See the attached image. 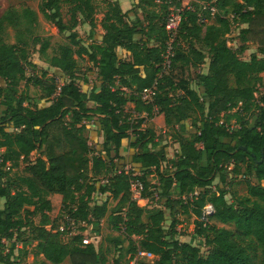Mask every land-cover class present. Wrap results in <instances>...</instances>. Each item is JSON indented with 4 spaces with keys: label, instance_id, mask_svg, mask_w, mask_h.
Segmentation results:
<instances>
[{
    "label": "trees",
    "instance_id": "obj_1",
    "mask_svg": "<svg viewBox=\"0 0 264 264\" xmlns=\"http://www.w3.org/2000/svg\"><path fill=\"white\" fill-rule=\"evenodd\" d=\"M101 1L106 6L100 22L104 32L95 18V0L39 2L45 18L60 33L70 32V44L47 60L66 77L62 84L56 82L57 73L46 79L27 74L29 67H37L30 60L29 46L42 40L35 35L38 12L28 5H11L0 14V148L5 149L0 155V180H10V172L25 164L16 176L14 196L0 182L4 199L0 264H17L16 258L34 242L32 264L66 260L107 264L103 248L86 242L83 233L104 218L113 231H119L114 238L115 264H132L141 251L156 259H136L134 264H264V93L259 91L264 87V0L194 1L193 9L182 14L167 73L162 72L170 37L165 27L167 5L138 0L159 6L141 17L137 8L124 11L118 0ZM64 6L70 12L67 22ZM211 7L216 9L212 21ZM234 22L246 25L239 32L240 51L254 42L262 57L252 54L249 60L242 59L228 45L226 35ZM81 23L90 25L87 45L76 30ZM9 29L14 30V42L8 40ZM47 46L45 39L39 51L44 54ZM206 54L208 71L196 73V89L190 72L205 63ZM76 57L88 59L94 67L79 76ZM92 72L95 81L89 91L83 90L80 84L89 83ZM42 73L46 77L48 70ZM30 82L44 87L48 105L32 104ZM153 86L152 100H144L142 91ZM128 103L142 117H133L126 110ZM155 107L164 115L165 133L173 132L179 144L172 157L162 135L143 124L157 114ZM84 121L99 125L100 148L90 146ZM125 139L133 149L128 162L120 156ZM58 144L66 149L55 152ZM45 146L50 152L47 157L32 161L31 153ZM242 174L246 193L237 196L227 188L228 176ZM155 177L157 182L152 181ZM131 179L143 182L144 198L153 200L157 193L161 203L146 220V208L131 197ZM55 193L62 195V214L73 218L79 229L67 240L69 223L62 214H51L50 195ZM96 194H108L116 203L111 208L108 200L98 204ZM207 203L214 205L215 212L209 217L213 222L206 223L200 218ZM165 209L172 216L169 231L163 226ZM180 209L196 216L195 233L203 238L206 253L178 239ZM25 232L27 238L22 239ZM19 240L22 248L14 255Z\"/></svg>",
    "mask_w": 264,
    "mask_h": 264
},
{
    "label": "rangeland",
    "instance_id": "obj_2",
    "mask_svg": "<svg viewBox=\"0 0 264 264\" xmlns=\"http://www.w3.org/2000/svg\"><path fill=\"white\" fill-rule=\"evenodd\" d=\"M130 4H131V8H137L139 15L141 17L145 16V13L148 11H151L153 9H158L159 6H151L148 5L146 2L143 1H136V0H129ZM196 1V0H194ZM192 1V2H194ZM39 2L40 0H28V1H24V0H0V14L9 6L13 5L16 7H22L23 5H28L30 7H32L33 9H35L38 12L39 15V23L38 26H36V30H35V35L39 36L42 40L40 41V43H31V45L29 46V51H30V60H32V62H34L36 64V68H32L29 67L28 69V76H33V74H35L38 78H43L46 79L48 77L52 76V72L49 70L51 67L49 66V63L47 62V60H49L54 54L59 53L60 51V47L66 43L70 44L71 39L68 37L70 32L66 31L64 33H60L59 30L57 29V27L55 26L54 23H52L51 21H49L47 18H45V16L43 15L42 11L39 8ZM156 3L158 4H163V1L158 2L157 0H155ZM96 3V10L97 13L95 14V18L97 20V24H98V28L100 29L99 31H103L102 27L100 26V22L103 18L104 12L106 10V6L105 3L101 0H95ZM206 7L207 4H205ZM168 8V7H167ZM202 9H206L205 7H203ZM212 9V13L210 14V21L214 20V12L216 11V9L214 7H211ZM124 10V9H123ZM125 11V10H124ZM127 11V10H126ZM62 14H63V19L64 21H68L69 17H70V12L67 6H64L62 8ZM231 17V16H230ZM232 18V17H231ZM200 20L203 21L204 20V14L203 12L200 13ZM246 25L241 24V23H237L234 22L232 24L231 30L229 33H227L226 38H227V42L228 45L230 47H232L234 50L239 51V56L242 59L245 60H249V58L251 57L252 54H257L259 57H262L261 52L258 49V45L254 42H250V47L248 49H246L245 51H240V46L242 45V42L240 41L239 38V32L240 29L242 27H245ZM78 34H79V38H81L82 40V44L87 45L89 44V40H88V34H89V30H90V25L88 23H81L77 26L76 28ZM14 30L9 29V37L8 40L9 42H14ZM48 40V46L46 48V51L44 54H42L39 49L41 47V42L43 40ZM196 45L199 47H202V45L199 42H196ZM75 48V47H74ZM204 48V47H203ZM206 50V48H204ZM207 52V50H206ZM124 54V51L123 53ZM77 58V57H76ZM78 60V69H77V74L79 76H83L85 73L89 72L94 66L93 64L88 60V59H80L77 58ZM209 62H210V57L208 54H206V59H205V63L202 64L199 69L200 70H207L208 66H209ZM49 68V69H48ZM198 69V70H199ZM44 70H48V75L45 77L43 76L42 71ZM197 72V70H196ZM195 72V74H196ZM198 73V72H197ZM91 74V73H89ZM195 74L193 73V71L191 70L190 72V78H191V85L194 88H198V86L196 87L197 83H196V78H195ZM34 78H36L34 76ZM90 79H92V82H89L90 84H92L95 81V75L91 74V76L89 77ZM60 78H56V82L58 84H61V81L59 80ZM24 86V82L21 85V88ZM83 90L86 87H81ZM86 91H89V88L86 89ZM260 92L264 93V87H260ZM28 92L30 94V96L34 97V96H44L45 95V90L44 87L38 84H33V82L29 83L28 86ZM260 92H258V95H260ZM126 110L132 114L133 117H142L141 115L139 116L137 112H134L133 107L131 105H129L126 108ZM69 120V117H66V121ZM149 120L146 118V120L143 122V124L145 125ZM161 121V119H160ZM86 122V121H84ZM96 121H90V122H86L85 124H94V128L92 130V137L91 133L88 130L84 131L85 136H87L88 138V142L90 144V146L94 149H98L100 148V143L103 140V133L102 132H97V127H95V123ZM99 127V125H97ZM149 127V126H148ZM158 129L156 130L157 134H161L162 138H163V143L167 144V151H168V156L172 157L173 154L176 152L177 150V146L179 145L175 138L173 137V132H167L166 131V126L165 128H163V130L165 129V131H161V129H159V127H157ZM99 130V129H98ZM58 130H53L52 134H57ZM171 133V135L169 134ZM62 143V142H61ZM66 148H64L63 144H58L57 148H54L55 152H60L65 150ZM49 152V148L48 146L45 147V153L44 156L47 157ZM31 157V156H30ZM9 164V163H8ZM129 166V165H127ZM24 167V163L21 162L19 167H15V169H13L10 172V180H7V178L5 179H1L0 182H2L8 189L9 195L12 197L15 195V190L18 186V181L16 180V176L19 173H22V169ZM217 180V179H216ZM153 182H157V177L152 178ZM228 190H230L232 193H236L237 196H241L243 194L246 193V178L244 177V175H240V176H235L234 178L231 177V175L228 176V186H227ZM215 186L211 187V190H214ZM198 193V191H197ZM51 196V195H50ZM154 199L153 200H149L147 198H145L146 200H141L139 202V204L143 207L146 208V213L144 215V220L147 219L148 214L155 212L158 208H161V203H158V197H157V193L154 194ZM229 200H231V195L228 194L226 196ZM105 200H108L109 202V207L111 208V206H113L116 201L108 196L107 194H103L102 196H100L99 194H96L94 196V202L101 204L102 202H104ZM4 199L0 198V206L3 205ZM53 210L51 211V214L54 217L57 216H61L60 214H62V201L60 203V201H56L53 200ZM208 204V203H207ZM29 208H31L30 206H27ZM181 215H179V220L180 223L177 226V230H178V234L177 237L179 239V237H184L186 239L189 238H194L192 241L194 243V245L200 246L201 251L203 253L207 252V247L204 246L203 244V238L199 237V236H195L193 233H195V228H196V216L192 213H183L182 210L180 209ZM165 213H166V219L163 222V226L165 227V229L167 231L170 230V225L172 223V216L170 215V211L165 209ZM61 217L66 218L67 214L63 213ZM38 218V217H37ZM63 222V220H62ZM61 222V223H62ZM207 222H213L211 220L207 221ZM206 222V223H207ZM219 226L223 225L221 223H217ZM79 229L76 227L74 230H71L69 233L66 234V236L64 237L65 240H67V238L70 235H74L76 233H78ZM84 233V238L86 242H92L95 244L96 248L102 247L104 252L106 253L107 256V264H115L114 260L116 258V256L118 255V252L115 250L116 247L114 245V238L116 235H118L119 231H113L110 227V225L107 222V218H104L101 220L100 225L96 224H92L90 226H88V228L83 232ZM196 234V233H195ZM28 232H25L21 237L23 238H27ZM193 235L195 237H193ZM180 240V239H179ZM35 244L36 242L30 244L27 249H26V253L25 255H22L18 258H16V262L17 264H32L33 262V252L36 250L35 249ZM125 244H127V242H125ZM124 244V245H125ZM22 248V241L19 240L17 243V248L15 250L14 255H17L18 249ZM129 256V254L127 255V257ZM136 259L139 260H146V261H154L156 259V256H154L153 254L147 253V252H139L135 259L133 260V262L135 263ZM48 264H52V263H48ZM63 264H70L69 260H66Z\"/></svg>",
    "mask_w": 264,
    "mask_h": 264
},
{
    "label": "built area",
    "instance_id": "obj_3",
    "mask_svg": "<svg viewBox=\"0 0 264 264\" xmlns=\"http://www.w3.org/2000/svg\"><path fill=\"white\" fill-rule=\"evenodd\" d=\"M158 2L163 1L164 4L168 7V14H167V20H166V30L169 34V39L166 43V49L163 53V61H162V72L167 73L173 62V57L175 55V43L178 44V32H179V26L182 19V14L187 9H193V2L194 0H157ZM200 16V15H199ZM161 75V74H160ZM124 89H126L124 87ZM156 93V87H149L145 88L142 91V98L144 100L150 101L152 100L153 96ZM155 111L157 114H159L158 108L155 107ZM232 127V126H231ZM129 167V166H127ZM144 184L139 179H131L130 180V191H131V197L133 200L137 201L138 204L141 200L144 199L142 196ZM215 212V207L212 203H208L205 205V207L202 210V217L200 220L203 222L209 221V217L213 215ZM67 220L68 228L71 230H74L77 227V224L75 223V220L67 215L65 218ZM66 224L65 222H62L60 225V229H65ZM132 264L134 262L132 261Z\"/></svg>",
    "mask_w": 264,
    "mask_h": 264
},
{
    "label": "crops",
    "instance_id": "obj_4",
    "mask_svg": "<svg viewBox=\"0 0 264 264\" xmlns=\"http://www.w3.org/2000/svg\"><path fill=\"white\" fill-rule=\"evenodd\" d=\"M119 2H120V4H121V6H122V8L126 11V10H129L130 8H131V4H130V1L129 0H118ZM136 1H138V0H136ZM86 24V23H85ZM101 32H104V31H101ZM122 53H123V51H122ZM124 56H128L129 55V53L127 52V51H125L124 50V54H123ZM49 69V68H48ZM53 74H55V73H57L58 75H60V76H58L60 79V81H61V84L66 80V77L62 74V72L58 69V68H50L49 69ZM197 70V72H200L201 70L199 69H196ZM196 70L195 69H193L192 68V71H193V73L195 74V72H196ZM203 72H207L208 71V68H207V70H202ZM196 72V73H197ZM92 74V73H91ZM91 74H89V77L91 76ZM57 77V78H58ZM195 78H196V74H195ZM89 82H92V79H90L89 78ZM197 83V82H196ZM81 87H86V88H84V90H86L87 88H91L92 87V84H90V83H84V82H81ZM24 87V86H23ZM22 87V88H23ZM196 87H197V85H196ZM31 99H32V104L33 105H35V104H38V105H40V106H45V105H48L49 103L46 101V99L43 97V96H34V97H32L31 96ZM129 105H131L132 107H133V104L132 103H129ZM149 121L145 124V126H149V127H151V128H153L155 131L158 129L157 127H159V129H161V131L163 130V128H165V120H164V115L163 114H156L154 117H152V118H147ZM160 119H161V121H160ZM94 122V121H93ZM96 123V122H95ZM98 124H95V127H97V132L99 133V131H98V126H97ZM88 127H89V132L91 133V136L90 137H92V130H93V128H94V124H88ZM163 131H165V129L163 130ZM162 131V132H163ZM103 141V140H102ZM46 147V146H45ZM45 147L44 148H42V149H40V150H38V149H36V150H34L32 153H31V160L32 161H34L36 158H38V157H43V158H45V156H44V153H45ZM55 147H57V146H55ZM178 147H179V145L177 146V149H178ZM4 148H0V155H2L3 154V152H4ZM58 152V151H57ZM132 153H133V149L131 148V147H129V140L128 139H125L124 141H123V144H122V147H121V149H120V156H122L123 158H124V160L125 161H129V158L131 157V155H132ZM0 161H1V158H0ZM25 165V164H24ZM216 182H218V181H216ZM198 190H200V189H198ZM196 193H197V191H196ZM100 196H102L103 194H99ZM108 195V194H107ZM50 199L53 201V200H56V201H60V203H61V201H62V195L61 194H58V193H55V194H52L51 196H50ZM144 200H146L145 198H144ZM179 215H181V214H178V218H179ZM180 223V222H179ZM179 223H178V225H179ZM195 236H196V234L195 233H193ZM193 235V237H195ZM179 239L181 240V241H184V242H189V243H191L192 245H194V243L192 242V241H194L193 239L194 238H189V239H186V238H184L183 236L182 237H179Z\"/></svg>",
    "mask_w": 264,
    "mask_h": 264
}]
</instances>
